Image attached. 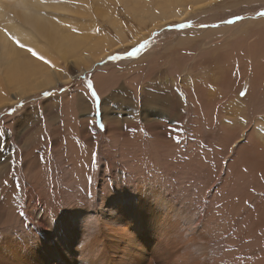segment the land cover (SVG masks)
<instances>
[{
  "label": "rangeland",
  "instance_id": "374dc122",
  "mask_svg": "<svg viewBox=\"0 0 264 264\" xmlns=\"http://www.w3.org/2000/svg\"><path fill=\"white\" fill-rule=\"evenodd\" d=\"M44 5L53 8L42 11L53 15L47 23L52 36H45L46 24L35 31L21 16L15 20L24 0L19 8L17 0H0V32L8 33L17 56L48 61L57 83L32 94L18 91L2 65L14 57L5 46L0 50V241L13 235L24 241V233L37 244L40 201L69 176L94 184L99 199L106 193L102 172L114 169L121 177L119 169L132 167V183L141 177L161 197L169 198L172 175L192 187L178 193L181 201L189 202L195 190L207 194L206 221L218 202H227L222 215L235 231L259 220L242 244L246 253L260 247L264 264V0ZM56 37L78 45L74 56L61 52ZM93 48L91 56L100 58L84 69ZM25 82L31 88L42 83ZM42 167L47 176L38 174ZM30 171L38 191L31 195ZM225 225L223 219L220 229ZM44 234L53 244L55 232ZM248 255L246 264L258 262Z\"/></svg>",
  "mask_w": 264,
  "mask_h": 264
},
{
  "label": "bare ground",
  "instance_id": "6f19581e",
  "mask_svg": "<svg viewBox=\"0 0 264 264\" xmlns=\"http://www.w3.org/2000/svg\"><path fill=\"white\" fill-rule=\"evenodd\" d=\"M44 1L24 0V7L16 13L15 20H19L21 16L27 26L35 31L46 24L45 36H52L47 23L53 15L45 16L42 11L53 10V8L45 6ZM16 7H20V0H17ZM56 39L64 55L74 56L77 44L64 37H56ZM0 42L3 44H0V50L5 46L9 54L14 57L4 61L2 65H6L12 73L15 89L20 92L29 91V94H32L48 88L52 83L57 84L54 82L51 71L47 69L50 65L48 62H34L17 56L20 53L18 49L10 45L7 32H0ZM93 52L94 48L91 49L87 63L82 65V68L85 69L100 58V55L92 57ZM25 78H39L42 83L35 84V87L31 88L26 84ZM106 79L107 76L104 77L103 82ZM107 86L106 82L103 87ZM22 95L19 94L16 98ZM0 97H2L1 93ZM226 144L229 143L226 142ZM239 160L241 165L246 162L244 157ZM25 162L24 160L23 163ZM63 166L64 163L60 166V170ZM83 166L89 167L88 163ZM41 169V173L38 172L41 176H47L50 173V171L47 172L46 167ZM134 170L132 167H129L127 171L123 168L119 169L121 177L114 169L102 172L101 179L104 182L101 184V189L106 190V193L100 194L99 199H97L94 184H90L88 180L76 181L75 176L70 174L72 177L69 176L71 180L68 183L64 181L62 187L61 184L55 185L53 191L44 193L51 197L44 195L40 201L43 207L39 210V216L34 219L39 227L37 244L30 243L32 237H23L24 233L20 236L24 241L15 239L14 235L3 238L0 241V264H246L245 259L248 254V257L255 256L258 260L254 264H260L261 248L246 250V253L242 244L244 238L249 237L252 227H258L259 220L246 222L247 226L243 224L235 231L233 221L222 215L227 202H218L212 207V215L206 221L204 207L206 208L209 202L206 199L209 198L207 194H198L195 190L189 202L181 201L178 193H187L192 187L184 179L176 180L178 177L172 175L170 178H173L171 181L173 183L165 190L169 198H164L155 190L142 184L141 177L136 179L140 185L133 184L132 180L135 179L136 173ZM31 174V171L28 172L29 177L26 180L33 189L29 195L32 192L38 193ZM41 181L46 182L47 179H41ZM108 182L110 184H106ZM229 195L225 194L226 197ZM32 199L34 196L29 197V204ZM99 200L98 209L95 203ZM53 202H56L55 209L52 208L49 211L48 208ZM64 208L65 210H62ZM34 211L32 210L30 214H35ZM96 212L100 215L93 218ZM246 212L247 208H244L242 215L245 216ZM223 219L228 221L229 226L225 225L220 229ZM74 227L80 228L74 229ZM50 228L52 232H55V239L53 244L47 245L45 243L47 236L44 233H49ZM22 229L25 232V227ZM27 247L28 249H25Z\"/></svg>",
  "mask_w": 264,
  "mask_h": 264
},
{
  "label": "snow or ice",
  "instance_id": "6c2138e0",
  "mask_svg": "<svg viewBox=\"0 0 264 264\" xmlns=\"http://www.w3.org/2000/svg\"><path fill=\"white\" fill-rule=\"evenodd\" d=\"M34 55H35V53H33ZM38 58H40V59H44V57H38ZM45 62H48V61H45Z\"/></svg>",
  "mask_w": 264,
  "mask_h": 264
}]
</instances>
